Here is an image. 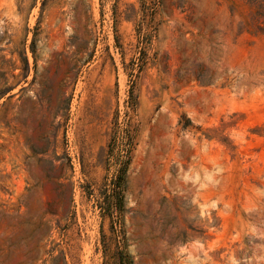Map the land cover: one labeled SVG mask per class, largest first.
I'll return each instance as SVG.
<instances>
[{"label":"rangeland","instance_id":"374dc122","mask_svg":"<svg viewBox=\"0 0 264 264\" xmlns=\"http://www.w3.org/2000/svg\"><path fill=\"white\" fill-rule=\"evenodd\" d=\"M0 264H264V0H0Z\"/></svg>","mask_w":264,"mask_h":264}]
</instances>
